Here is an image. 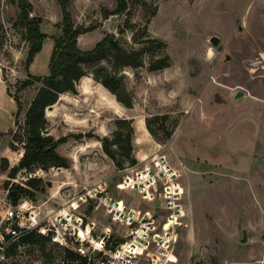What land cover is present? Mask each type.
Here are the masks:
<instances>
[{
    "label": "rangeland",
    "instance_id": "1",
    "mask_svg": "<svg viewBox=\"0 0 264 264\" xmlns=\"http://www.w3.org/2000/svg\"><path fill=\"white\" fill-rule=\"evenodd\" d=\"M29 1L30 14L41 17L46 36L26 66L28 43L20 9L16 0H0V195L15 204L27 200L26 206L40 216L66 204L83 186L97 183L134 202L136 193L121 188L125 168L159 150L181 168L185 189L186 217L167 264H264V0H67L74 25L92 28L79 34L81 49H91L106 34L128 51L149 46L148 37L165 47L143 52L140 70L101 60L99 65L114 75L120 97L131 99V107L87 67L77 92L61 94L45 109L49 134L65 138L56 150L68 167L35 165L13 173L22 155L9 147L14 116L19 123L23 120L40 83L18 87L28 74H48L54 38L62 34L58 1ZM123 3L126 10H119ZM105 24H110V33L102 30ZM213 35L217 44L210 41ZM162 55L168 56L169 66L149 70L150 62ZM155 115L167 118L151 122V134L146 120ZM119 119L132 121L134 131L130 150L124 140L111 145L122 162L116 166L101 139L111 140L116 129L124 139L127 123ZM29 179H39V187H30ZM78 208L95 221L94 235L108 229L115 240L124 239L126 226L102 206ZM64 250L50 242L25 244L2 264L75 263L64 261ZM157 256L150 245L137 263H157Z\"/></svg>",
    "mask_w": 264,
    "mask_h": 264
},
{
    "label": "built area",
    "instance_id": "2",
    "mask_svg": "<svg viewBox=\"0 0 264 264\" xmlns=\"http://www.w3.org/2000/svg\"><path fill=\"white\" fill-rule=\"evenodd\" d=\"M180 169L164 153L154 151L126 167L120 180L124 191L136 193L134 202L111 195L105 183H97L83 186L76 197L42 216L26 206L27 200L15 204L1 196L0 264L7 257L8 246L31 230L48 236L57 247L74 251L86 259L85 264H138L150 245L158 253V262L152 264H167L186 217ZM137 200L148 206L139 208ZM88 203L102 206L106 214L126 226L123 240H115L108 229L93 234L95 221L78 208Z\"/></svg>",
    "mask_w": 264,
    "mask_h": 264
},
{
    "label": "trees",
    "instance_id": "3",
    "mask_svg": "<svg viewBox=\"0 0 264 264\" xmlns=\"http://www.w3.org/2000/svg\"><path fill=\"white\" fill-rule=\"evenodd\" d=\"M62 12L61 30L62 34L57 38H54L49 64L48 74L44 76H35L28 74L27 78L21 82L19 89L27 88L33 85L34 82L40 83L34 96L32 97L28 107L25 110L24 118L19 123L17 115L15 114L14 125L15 127L10 130V142L9 147L12 150H21L22 155L19 162L14 166L13 173L18 169L29 168L32 166H40L46 168L49 166L68 167L67 159L60 155L56 148L59 143L63 142L65 138H54L47 131V120L45 117V109L52 106L57 102L59 96L65 92L76 93V85L78 81L86 75V68H93V78L106 87L111 93H113L117 100L127 107L132 106L131 99H123L120 97L117 90L118 81L113 74L106 68L100 66V62L103 59L110 58L114 67L119 66H131L137 68L142 65L140 56L143 52L150 50L153 47L163 48L165 43L157 38L148 37L146 42H149V46H144L140 50H130L120 46L118 41L111 35L106 34L101 40H99L91 49H81L77 44V38L79 34L87 32L92 28L80 29L74 25L71 14L67 8V0H57ZM20 9L19 21L25 29V39L28 43V50L25 59V65L28 66L33 60L35 54L41 49L45 33L41 31L40 23L41 17L31 15L32 4L29 0H16ZM142 4L146 3L142 1ZM126 6L123 3V7L119 10H126ZM117 10L115 11V13ZM128 13V11H127ZM128 23V20H126ZM128 26L130 23H128ZM2 47V41L0 36V51ZM169 66V58L167 55L156 57L149 64V70H157ZM16 102L18 110L20 109V102L15 96L13 98ZM159 118H167V115L159 117L155 115L146 120V126L151 134H153L149 124L156 121ZM119 123H127V131L124 139H122L123 133L120 129L114 131V136L111 140L106 137L101 139L103 151L113 159L116 166H121L122 162L116 159L115 155L111 151V145H120L121 142L126 143L127 149H131L132 142L131 136L133 134L132 121L127 119H119ZM171 133H167L170 136ZM5 160V159H4ZM6 162V160H5ZM132 162L131 164H134ZM39 179H29L27 184L37 189L39 187ZM16 189V188H15ZM13 196V200L16 202L17 194L12 191L10 193ZM50 242L48 236L42 235L35 230H31L21 235L17 240L8 246L6 255L14 254L18 246L32 243ZM64 261H75L73 264H85L86 259L79 256L74 251L65 248ZM64 264H70L65 262Z\"/></svg>",
    "mask_w": 264,
    "mask_h": 264
},
{
    "label": "water",
    "instance_id": "4",
    "mask_svg": "<svg viewBox=\"0 0 264 264\" xmlns=\"http://www.w3.org/2000/svg\"><path fill=\"white\" fill-rule=\"evenodd\" d=\"M102 30L106 33H110V31H111L110 24H105L104 27L102 28ZM210 41L213 44H217L219 41V38L216 35H213L210 37ZM140 69H141L140 67L137 68V70H140ZM241 94L242 93L240 91H238L237 96H240ZM242 240H245V235H243Z\"/></svg>",
    "mask_w": 264,
    "mask_h": 264
},
{
    "label": "crops",
    "instance_id": "5",
    "mask_svg": "<svg viewBox=\"0 0 264 264\" xmlns=\"http://www.w3.org/2000/svg\"><path fill=\"white\" fill-rule=\"evenodd\" d=\"M76 89H77V87H76ZM2 195H0V197H1Z\"/></svg>",
    "mask_w": 264,
    "mask_h": 264
}]
</instances>
